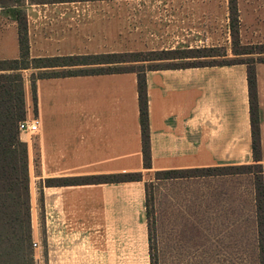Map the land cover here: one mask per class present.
<instances>
[{"label":"crops","instance_id":"1","mask_svg":"<svg viewBox=\"0 0 264 264\" xmlns=\"http://www.w3.org/2000/svg\"><path fill=\"white\" fill-rule=\"evenodd\" d=\"M187 2L208 10L190 26L213 29L225 20V0ZM15 8L25 11L32 58L132 51L128 39L121 42L124 49H107L96 41L97 45L90 43V48L80 50V39L87 36L80 30V1L25 0L22 5H0V60L19 56L17 22L11 14ZM241 32L239 26L240 43L246 45ZM217 34L197 41H154L136 49L217 47ZM255 69L264 163V62L256 63ZM26 71L34 70L23 71L26 118L39 121V131L26 136L25 142L40 180V195L35 201L30 196V203L32 219L35 204L41 220L36 232L32 227V238H40L36 254L42 264H143L149 244L144 218L146 172L253 162L245 64L146 71L150 169L142 164L135 72L38 78L33 100ZM136 171L142 172L141 181L46 183Z\"/></svg>","mask_w":264,"mask_h":264},{"label":"rangeland","instance_id":"2","mask_svg":"<svg viewBox=\"0 0 264 264\" xmlns=\"http://www.w3.org/2000/svg\"><path fill=\"white\" fill-rule=\"evenodd\" d=\"M230 1L238 5V0H225V20L220 21L219 27L213 29L190 26L200 22L201 16L208 10L187 0L80 1V30L87 35L80 39V50H87L90 48L89 44H96V41L107 49H124L126 44L121 42L128 39L127 47L130 50L148 51L136 48L147 43L152 46L154 41L169 43L181 39H213L211 34L218 32L214 41L217 40L220 46L215 47L213 51L193 52L190 55L219 56L152 63H225L249 59L250 56L235 55L232 50L228 28ZM24 2L25 0H0V5H22ZM237 8H240L239 26L243 41L248 43L246 45L264 43V0H242ZM220 16L219 10V20ZM263 57L264 54L252 55L254 59ZM147 63L143 65H149ZM38 72L34 70V73ZM24 74L26 78H30V71ZM36 134L21 132L20 137L25 141L26 136ZM37 174L38 171L33 170L29 162V192L33 201L40 195V180L36 178ZM259 174L264 189V168H260ZM207 177L156 179L152 172H146L143 179L145 184H148L147 199L150 201L148 200L147 209L145 208L144 218L149 222L151 241L146 248L143 264H151L152 261L154 264H257L253 173ZM32 207L31 224L36 232L37 227L41 226V220L35 215L36 205L33 204ZM33 242L37 244L32 247L35 264H42L41 257L36 254V249L40 248V238L36 237ZM150 254L153 256L150 257Z\"/></svg>","mask_w":264,"mask_h":264},{"label":"trees","instance_id":"3","mask_svg":"<svg viewBox=\"0 0 264 264\" xmlns=\"http://www.w3.org/2000/svg\"><path fill=\"white\" fill-rule=\"evenodd\" d=\"M87 1V0H54ZM53 1V2H54ZM50 2V1H41ZM17 22L19 56L13 59L0 60V264H35L33 253V238L31 224V203L29 192V157L28 146L20 137L18 123L26 118L24 95V70H37L30 74L32 99L35 100V80L43 77H65L73 75L135 72L137 76L139 122L141 129L143 168H151L150 136L148 123V95L146 71L169 68H183L204 65H230L242 63L247 69L248 102L252 139L253 162L248 164L170 169L155 171L156 179L195 178L209 175H234L253 173L254 175V227L256 237L257 264H264V189L262 177L259 174L261 163L260 154V109L256 87V69L263 58H252V55L264 54V43L243 45L239 38V16L235 2L228 7L229 29L232 50L235 55L250 56L249 59L233 60L225 63L194 62L185 64L152 63L171 59H187L196 57H215L219 55L204 54L190 55L193 52L213 51L215 47L195 49H162L148 51H130L122 53L76 54L55 57H30L27 32V20L22 8L11 10ZM145 62L149 65L144 66ZM122 64V65H120ZM124 64V65H123ZM152 64V65H151ZM123 66V67H112ZM59 67L60 70L42 71V68ZM107 67V68H106ZM142 172H124L80 176L69 179L48 180L46 183L56 184H100L141 181ZM147 186L145 184V206L147 209ZM40 193V190H39ZM149 212V207H148ZM149 229V222L147 221ZM149 243L151 236L148 231ZM150 245V253H151ZM153 255L150 254V257ZM151 264H154L152 261Z\"/></svg>","mask_w":264,"mask_h":264},{"label":"built area","instance_id":"4","mask_svg":"<svg viewBox=\"0 0 264 264\" xmlns=\"http://www.w3.org/2000/svg\"><path fill=\"white\" fill-rule=\"evenodd\" d=\"M18 130L20 133L36 134L39 131V121L36 117L31 119L25 118L18 123ZM36 245L33 242V246L36 247Z\"/></svg>","mask_w":264,"mask_h":264}]
</instances>
